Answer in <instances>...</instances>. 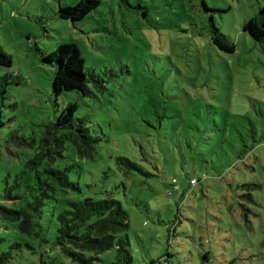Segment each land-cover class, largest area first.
Returning a JSON list of instances; mask_svg holds the SVG:
<instances>
[{
  "label": "rangeland",
  "instance_id": "1",
  "mask_svg": "<svg viewBox=\"0 0 264 264\" xmlns=\"http://www.w3.org/2000/svg\"><path fill=\"white\" fill-rule=\"evenodd\" d=\"M78 1L0 0V48L11 56L0 65L9 80L0 98V204L26 201L24 164L35 148L18 146L15 134L36 145L43 125L75 103L74 115L99 137L91 159L65 149L61 165L76 188L45 206L38 237L0 218L7 264H79L54 241L56 215L66 199L106 193L127 212L132 264H264V52L242 29L264 0H101L80 20L59 15ZM212 24L233 52L212 42ZM61 42L78 46L85 73L103 87L89 81L87 95H55L57 67L44 56ZM118 156L138 169L119 167ZM15 182L11 195L21 198L7 199ZM242 184H258L252 200ZM98 257L110 264L116 249Z\"/></svg>",
  "mask_w": 264,
  "mask_h": 264
},
{
  "label": "trees",
  "instance_id": "2",
  "mask_svg": "<svg viewBox=\"0 0 264 264\" xmlns=\"http://www.w3.org/2000/svg\"><path fill=\"white\" fill-rule=\"evenodd\" d=\"M101 0H79L75 5H64L59 8V15L71 18L73 21L84 18L95 9ZM203 6L209 10L203 1ZM212 42L222 51L233 52L235 44L231 42L218 27L212 24ZM242 29L247 31L258 47L264 52V4L253 16L248 17ZM44 58L54 62L56 71L52 78V89L55 95L64 91L76 90L82 95L90 92L89 81L103 87V81L94 73L87 75L84 71V60L78 46L73 42H61L47 53ZM0 65H11V56L0 48ZM17 82V81H16ZM8 76L0 77V98H4ZM77 105L68 103L57 115L55 121L43 125L41 136L36 145L33 137L15 134L14 141L18 146L32 147L35 151L25 161V171L28 179L25 185L26 201L17 207H7L0 204V218L9 222H17L18 230L27 236L38 237L42 230L41 220L45 206L56 201L58 194H64L69 189H75L70 180L68 167L62 166L65 159L64 151L71 146L79 158L91 159L96 154L99 137L92 135L85 118L76 117ZM117 165H124L126 171L138 169L137 163L125 156L116 158ZM120 167V166H119ZM203 175L202 177H204ZM199 178H191L195 183ZM7 185L4 196L7 199L21 198L11 195ZM247 190L250 200V190L258 184H242ZM249 188V189H248ZM128 215L120 200L109 193L102 198L84 197L82 199H66L65 205L56 215L55 243L62 253L79 264H95L98 255L111 248L116 249V260L110 264H132V255L128 248ZM89 252V255L85 253ZM12 257L11 251L0 253V264H7ZM158 263H161L158 261ZM150 264H154L152 260ZM162 264H168L164 259Z\"/></svg>",
  "mask_w": 264,
  "mask_h": 264
}]
</instances>
